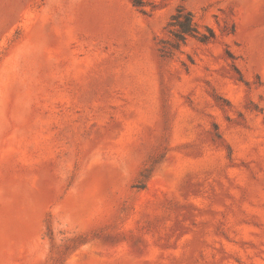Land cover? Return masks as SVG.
Returning <instances> with one entry per match:
<instances>
[{"label": "rangeland", "instance_id": "obj_1", "mask_svg": "<svg viewBox=\"0 0 264 264\" xmlns=\"http://www.w3.org/2000/svg\"><path fill=\"white\" fill-rule=\"evenodd\" d=\"M0 264H264V0H0Z\"/></svg>", "mask_w": 264, "mask_h": 264}, {"label": "trees", "instance_id": "obj_2", "mask_svg": "<svg viewBox=\"0 0 264 264\" xmlns=\"http://www.w3.org/2000/svg\"><path fill=\"white\" fill-rule=\"evenodd\" d=\"M174 21L177 27L180 29L175 33V36L179 39H182L186 35L193 36L196 33V24L193 19V15L190 12L183 13L182 10H179L178 13L174 16Z\"/></svg>", "mask_w": 264, "mask_h": 264}]
</instances>
